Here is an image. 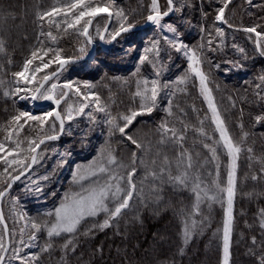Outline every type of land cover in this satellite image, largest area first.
<instances>
[{
    "label": "trees",
    "instance_id": "1",
    "mask_svg": "<svg viewBox=\"0 0 264 264\" xmlns=\"http://www.w3.org/2000/svg\"><path fill=\"white\" fill-rule=\"evenodd\" d=\"M174 2L177 7L181 2L188 6L179 12L175 11L170 23L180 33V41L196 51L200 60L199 67L208 77L213 102L233 141L242 149L238 158L233 198L229 264H260L264 257V228L261 227V220L264 219L261 211L264 210V123L255 124L254 117L264 114V82L259 79L264 75V56L259 54L260 48H264V37H257L255 33H248L243 29L256 27L257 32L264 33V0H251L250 3L249 0H235L225 11L228 24L215 20L217 9L222 7L221 0ZM63 3L64 0H0V17H5L7 9L14 11L13 18L0 19V28L4 20L10 25L14 24V27L24 21L33 32L29 37L22 36L19 40L14 35L9 36L8 43L4 41L5 52L0 53V81L3 82L0 84V142H5V151L0 153V157L9 160H23L28 157L25 161L27 168L33 156V152L26 150L28 141L35 140L39 143L48 136L59 135V121L51 117L45 124L39 125L33 121L25 123L22 119L19 123L23 127L19 128L12 122V117L19 112L28 111L33 115L43 116L49 109H30L29 102L18 101L17 95L5 96L4 93L17 86L35 90L37 82L45 73H52L57 69L58 64L52 63L49 68L37 73L36 81L32 84H15L13 73L22 70L25 59L30 57L38 40L44 42L45 49L51 47L62 50L60 54L63 58L80 60L86 56V39L78 32L83 21L77 28L65 31L66 25L62 22V16L38 19V13L48 11L54 6H63ZM92 3L101 7L110 5L109 8L113 11L112 29L104 39V43L109 42V46L104 45L107 48H103L100 41H91L98 47L95 56L91 60L76 63L77 69L70 74L67 75V68L59 74V81H56L57 97H60L62 85L71 81L83 94L93 93L99 100L95 97L86 113H75L73 106L71 113L74 112V117L71 120H67L66 106L64 105V110L60 109V115L64 119L62 136L41 148L33 170L3 198L2 212L11 241L5 264H21V260L11 259L14 255L12 249L16 247L21 249V257H30L33 254L39 256L31 264H223L227 193L221 189L227 187L231 168L229 160L228 163L225 162L228 157L222 161L218 159V149L223 153L225 149L214 143L219 135L211 119L208 101L200 92L199 77L190 71L191 62L183 54V50L176 51L166 44L155 24L144 30L126 33L111 45L109 34L115 27H120L121 22L125 26L134 24V27L146 24L147 16L151 14L147 10V0H92ZM166 5L167 1L164 0L161 9L167 8ZM117 10H122L127 20L122 21L117 17ZM49 19L54 23L49 24ZM102 19L104 17L98 18L96 22ZM56 23L60 24L59 28ZM216 28L223 30L222 37L216 33ZM42 31H51L56 40L41 36ZM162 31L170 39L174 38L173 33ZM153 39L160 40L155 68L148 61L140 64V57L145 55L144 49L150 46ZM257 40H260V48L257 47ZM80 48L84 49L82 53ZM52 55L50 52L44 57L45 62ZM147 55L149 61H152L155 54L149 52ZM230 62H236L240 66H233ZM39 63V60L33 61L30 69ZM92 63V67L87 66ZM157 78L161 85H169L160 92L157 109L150 115L137 116L126 129L145 149H150L144 152L145 166L141 167L139 158L142 150H138L136 145L107 121L111 117L129 114L132 110L138 111L141 97L135 95L137 81H149L148 85L141 83L143 90L145 87L151 88V81ZM181 78L185 79V83H178ZM86 83L91 87L85 88ZM257 84L261 87L257 88ZM24 95L27 94L24 92ZM66 101H73L78 107L77 110L86 104L85 99L73 89ZM169 104L172 115H168L166 111ZM100 107L105 110L100 111ZM162 121H167L170 128L175 127L178 133L184 134V149L191 153L194 163L201 166L193 171L199 172L201 188L206 190L207 196L203 197L199 213L195 216H191L195 197L190 190H180L164 184L163 191L157 193L153 191L150 177L141 185L145 172L158 168L163 155L166 154L170 160H174L180 150L178 147L158 144L160 133L157 127ZM118 122L122 126L123 122ZM52 123L56 124L54 131L50 128ZM241 124L243 128L240 127ZM184 125L188 127L185 129ZM201 127L213 139L206 140L196 131ZM142 132L146 135V138L143 137L145 140L142 137L141 140L138 135ZM244 132L249 133L246 139H242ZM16 140L23 141L21 149L24 150L9 155L8 152L14 148L13 141ZM204 143L216 147L215 159L203 147ZM249 148L252 149L251 152L247 151ZM102 150L111 151L125 165H131L132 154L136 153L137 172L133 181L138 190L143 186V200L137 199L134 194L130 207L112 220L110 227L103 230L93 229L87 237L79 235L75 252L69 251L65 255L60 250L65 239L63 236L49 241L46 232H40L36 234L35 244L29 241V235L32 234L31 222L35 220L42 223L50 219L43 213L54 211L66 194L80 191V184L73 179L74 174L77 180L81 175H87L93 161L99 163ZM157 151H160V157L156 156ZM153 159L157 161L156 165L152 164ZM5 167L6 164L0 160V190L6 188L12 177L18 174L13 170L18 165L8 167L7 172L4 171ZM173 173L175 174V168ZM120 174L125 173L121 170ZM36 185L43 189L42 193L37 194L32 190ZM158 196L162 198L157 199ZM104 218L103 213L94 219L89 218L81 225V233L91 223H102ZM185 219H188L190 229L191 221H196L187 242L184 240ZM0 237L6 243L1 222ZM253 237L256 238L255 244ZM20 239L36 248L32 249L27 244L20 245ZM49 242L53 244L52 249L42 252L41 248Z\"/></svg>",
    "mask_w": 264,
    "mask_h": 264
},
{
    "label": "snow or ice",
    "instance_id": "2",
    "mask_svg": "<svg viewBox=\"0 0 264 264\" xmlns=\"http://www.w3.org/2000/svg\"><path fill=\"white\" fill-rule=\"evenodd\" d=\"M251 0H249V3ZM222 7L217 9V14L215 17L216 21H219L224 24H228V21L225 19V10L228 8V5L232 3V0H221ZM186 5L184 2L180 3V6L177 7L174 0H167V8L164 11H161L159 7L158 0H151V14L147 16V20L153 22L155 25L160 26L163 29H167V31L174 34V38H169L167 36L162 37L166 44L170 45L176 51L183 50V54L189 58L191 61L189 68L192 73H194L197 77H199L200 82V92L205 96V99L208 101V107L211 110L212 116L211 119L215 124V130L219 134V140L214 141L216 145L223 147L227 154L231 157V170L228 173V186L226 189H221V191L227 192V208H226V219L224 222V234H223V252H224V260L223 264H229V234L231 231V225L233 220V198L235 193V171H236V160L238 158L239 153L242 151L241 147L236 144L231 135L228 132L227 126L225 125L224 120L221 118L219 111L216 105L213 102L212 98V89L208 87L207 80L208 77L197 65L200 64V60L197 57L196 51L191 50L187 47V45L183 44L180 41L179 36L180 33L177 29L171 24H161V21L164 17L168 16L173 11L179 12ZM108 6H99L92 3V0H64L63 6H54L50 10L38 13V19L44 20L46 18L54 17V16H62V22L66 25L65 31L68 29H75L78 25H81L83 21V25L78 29L80 35H83L87 38V41L90 43L92 37L89 35V26L92 24V20L101 13H107L109 17L113 15L112 12L109 11ZM115 15L121 20H127V17L123 13L122 10H117ZM206 15V14H205ZM6 17H0V19H5ZM49 24L54 23L52 19H49ZM57 28L60 27L59 23H56ZM135 25L134 24H125L121 22L119 30L110 33V37L112 40H115L116 37L120 36L123 32L130 31ZM232 27V25H228ZM42 27V25H41ZM248 33H255L257 37H264V33L257 32L256 27L245 28L243 29ZM107 31V29H105ZM216 33L219 36H223V30L220 28L215 29ZM97 32L99 29L97 28ZM41 36H46L51 40L55 41L56 37L52 35V32L49 31L47 33L41 32ZM103 39V36L100 37ZM4 40L0 38V53L5 52ZM211 41H209V44ZM257 47L260 48V40L256 41ZM62 50H54L51 47L45 49L44 42H37L34 50L31 51L30 57L26 58L23 65L22 70L13 73V77L15 79V84L19 85L23 82L24 85H30L33 81H36V73L42 72L44 69L50 67L52 63H57V69L52 73H45L40 81L37 82V86L35 90H32L27 87H14L10 92L6 91L4 93L5 96L17 95L21 92H25L27 95L20 96V99H31L35 100H50L54 101L57 106L61 103V99L68 95V91L73 89V82L68 81L64 83L60 89V97L58 98L55 90L57 89V83H52L49 87H45L49 80L53 78L59 79L60 72L64 69L65 65L71 62V57L63 58L61 56ZM79 51L82 53L84 51L83 48H80ZM240 52H244L243 49H239ZM52 53V57L45 62L44 57L48 56L49 53ZM154 52V57L152 61H149V57L147 53ZM160 52V40L153 39L150 42V46L144 49L145 55L140 57V64H144L146 61L152 64L155 68V61L159 57ZM259 54L264 56V48H260ZM39 60L40 63L35 67L30 69V66L33 65V61ZM233 63V66H240L236 62ZM217 67H219L217 65ZM139 71V68L137 69ZM31 72V75L29 73ZM157 77H159V72L156 73ZM261 82H264V75L259 77ZM3 82L0 81V84ZM126 83V81H125ZM141 83L144 85H148V80L137 81V91L135 93L136 96L141 97V104L139 106V110H132L129 114H121L119 117H111L107 122L116 129L122 136H124L128 141L132 144L136 145V148L141 151V157L139 158V165L141 167L145 166L144 161V152L150 149H145L143 145H141L133 136L126 132V129L132 125V123L136 120L137 116L140 115H150L153 111H155L158 107V97L160 92L164 88H168V84L161 85L159 78L151 81V88L145 87L141 90ZM178 83H185V79L181 78ZM85 88H90L91 85L85 84ZM257 88L261 87L260 84L256 85ZM75 92L77 94H81L80 88L76 87ZM84 99H88V96H84ZM96 100H99V97H96ZM87 105H83L78 109L77 114H80L84 111V108ZM100 111H104L103 107L99 108ZM168 115H172L171 104L166 109ZM55 117V120L59 121L60 131H63L64 119L61 117L58 111H49L45 113L43 116L33 115L31 112L22 111L17 115L12 117V122H15L19 128H22L19 122L23 119L25 123L28 121L37 122L39 125L45 124L49 118ZM67 119H73L71 114V110H67ZM122 121L123 124L118 122ZM255 124L264 123V114L258 115L254 117ZM183 123V122H182ZM201 121V125H202ZM188 125H184L186 129ZM243 128V125H240ZM50 128L54 131L56 129V124L52 123ZM157 131L160 133V139L158 144L161 146H173L178 147L180 150L177 152V155L174 160H170L168 156L165 154L162 157L161 163L158 168H153L145 172L144 178L141 181V185H143L144 180H147L149 177L153 181V191L160 193L163 191V185L169 184L174 188L180 190H190L194 197L195 201L192 205V213L191 216H195L199 213L200 204L203 197L207 196L206 190L201 188V176L198 171H193L194 168L201 167L198 164H195L192 158L191 153L184 149L183 141L185 136L183 133H178L175 127H169L167 121H162L158 127ZM201 136H203L206 140H211L212 137L208 136V134L204 131L203 127L196 129ZM11 133H9V136ZM249 133L244 132L242 139H246ZM58 137L55 135L48 136L47 139H57ZM8 137H6V140ZM45 141L41 139L39 143L35 140L28 141L27 151L36 152V150L40 147V144H43ZM14 148L8 152L9 155H12L13 152L23 151L21 149V144L23 141L16 140L13 141ZM203 147L207 148L209 152L212 154L213 159L216 158V147L204 143ZM5 151V142H0V153ZM247 151L251 152L252 149L249 148ZM160 151H157L156 156L160 157ZM28 157H25L23 160L20 159H7L6 157H0L6 167L4 169L7 172L8 167L13 165H18L19 167L13 169L17 171V175L12 177V182L15 180H19L20 176L24 174V171L27 170L25 165V161ZM37 162V157H31V163L35 164ZM157 161L153 159L152 164L156 165ZM137 156L136 153L132 154V162L131 165H125L123 162L119 161L117 157L111 152H104L102 150L101 159L99 163L93 161L92 165L88 168L87 175H81L79 180H77L76 174H74V181L80 184V191L74 192L71 194H66L61 204L55 208L54 211L43 213L44 216L49 217L50 219L43 221L42 223H38L33 220L30 224L32 229V234L29 235V241H35L37 239L36 234L40 232H46L47 238L49 241L54 237H65L63 244L61 245V251L65 253V255L71 251L75 252L77 247V238L79 235L89 236L93 229L103 230L107 227L111 226V221L118 218L121 213L130 207V201L133 200L134 194L137 199L143 200L144 189L143 186L137 189L136 183L133 181V177L137 172ZM173 168H175V174L173 173ZM23 169V171H21ZM79 170V166H78ZM121 170L124 171V175H121ZM255 178V177H254ZM47 179V177H45ZM83 181H88V184L85 185ZM7 183V182H6ZM11 188V183H7V187L0 190V199H2ZM35 193H42L43 189L36 185L34 189H32ZM161 196H158L157 199H161ZM211 199H215V197H211ZM262 214H264V210H261ZM101 213L104 214L105 218L102 223L95 222L91 223L85 230L81 233L80 228L81 225L88 221L89 218H96ZM3 216L0 213V221H2ZM196 221L193 219L191 221V229L195 228ZM184 240L187 242L191 237V229L189 227L188 219L184 221ZM27 227V226H26ZM261 227L264 228V219L261 220ZM6 228V226H5ZM253 243H256V238H252ZM20 245L27 244L28 247H32L33 245L28 243L27 241L20 239L18 241ZM53 247L51 242L46 243L42 248V252L50 251ZM9 248L5 246L3 237H0V264H5V255L7 254ZM14 255L11 259H19L21 260V264H31L32 261L38 260L39 256L33 254L32 256H24L21 257L19 252L20 248L16 247L12 249ZM64 259V257H62ZM260 264H264V257L261 258Z\"/></svg>",
    "mask_w": 264,
    "mask_h": 264
},
{
    "label": "rangeland",
    "instance_id": "3",
    "mask_svg": "<svg viewBox=\"0 0 264 264\" xmlns=\"http://www.w3.org/2000/svg\"><path fill=\"white\" fill-rule=\"evenodd\" d=\"M163 1L164 0H158V2H159V7H160V9H161V7H162V5H163ZM167 1V0H166ZM12 7H14V8H16V6H14V5H12ZM166 7H167V5H166ZM149 9V13H151V0H147V10ZM166 9V8H165ZM165 9H161V11H164ZM6 10V9H5ZM9 10V11H8ZM109 11L110 12H112L113 13V11L109 8ZM174 12L175 11H173L172 13H170L168 16H166V17H164L163 18V20L161 21V24L163 25V24H171L170 22V18L174 15ZM6 15H5V17H9V18H13L14 16H13V14H14V11H13V9H7L6 10V13H5ZM101 17H104V19H102L101 21H98V22H96L95 24H93V26H92V28H91V30H90V32H89V35L92 37V39H91V41H93L94 39H95V41H100V37H101V35L103 34V31L105 30V28H106V26H107V24H108V22H109V17H108V15H104V16H101ZM11 21H13L14 22V20H11ZM3 23L1 24L2 26H1V28H0V30H1V37H2V39L6 42V43H8V41H9V39H10V37L9 36H11V35H14L16 38H17V40H19L22 36H23V38H26V37H29V35H31L33 32L32 31H30V28H29V24H27V22H24V21H22L21 23H19L16 27H14V24L13 25H10V23H8V22H6V20H4V21H2ZM147 22H148V20H147ZM146 22V23H147ZM113 25V24H112ZM149 27V26H148ZM159 29V33L160 34H162V36H166V35H164V32L162 31V30H166L165 32H167L168 34H172L171 32H169V31H167V29H163V28H161L160 26H157ZM20 28L22 29L21 31H20ZM97 28L99 29V32H97ZM116 29L115 30H118L119 29V27L117 26V27H115ZM147 28V27H146ZM111 29H112V27H111ZM110 29V30H111ZM109 30V31H110ZM114 30V31H115ZM142 30H144V29H142ZM114 31H112L111 33H113ZM136 31H139V30H136ZM109 33V32H108ZM107 33V34H108ZM85 39H86V44H84V47L87 49V53H86V56H84V58H86L90 53H91V50H92V46H91V42L89 43L88 41H87V38L85 37ZM109 40H111V37H110V34H109ZM16 41V40H15ZM112 41V40H111ZM93 43V42H92ZM112 43V42H111ZM109 44V42H107V43H104V45L105 46H109L108 45ZM104 45L102 46L103 48H107V47H104ZM95 46H96V44H95ZM98 47H96V49H97ZM96 49H95V52H96ZM95 56V53H94V55H93V57ZM91 60V59H90ZM84 61H88V60H84ZM191 62V61H190ZM78 63V62H77ZM76 63H70L65 69L67 70V75L68 74H70L73 70H75V69H77V67L78 66H76L75 65ZM87 66H89V67H92L93 66V63L92 64H88ZM198 67H199V65H197ZM31 67V66H30ZM64 69V70H65ZM63 70V71H64ZM61 74V73H60ZM29 75H31V72L29 73ZM36 78H37V73H36ZM56 81H59V79L57 80V79H55V78H53L52 79V81H50L45 87L47 88V87H49L52 83H57V86H58V82H56ZM21 84V83H20ZM207 85H208V81H207ZM77 86L76 85H73V90L75 91V88H76ZM66 91H68V95H69V93H70V91L71 90H66ZM80 92L83 94V91L80 89ZM57 93H58V89H57V91H56V95H57ZM24 95V92H21V93H19V94H17V96L18 97H20V96H23ZM68 95L66 96V97H64V98H62L61 99V103L59 104V106H57L56 104H55V102L54 101H50V100H35V101H33V100H31V99H18V101H24V102H29L28 103V107L30 108V109H32V108H34V109H36V108H46L47 107V109H49L47 112H49V111H58L59 113H60V109L62 110L63 109V107H64V105L66 106V113H67V110H72L73 109V106L75 107V113L76 112H78V110H77V108L78 107H76L75 105H74V102L73 101H68L69 103H67V97H68ZM81 95V94H80ZM82 96V98L84 99V96H88V99H85V101H86V104L85 105H87V107H85L84 108V111L83 112H87L88 111V108L90 109V106H91V104H92V100L96 97V95L95 94H93V93H86V94H83V95H81ZM95 100V99H94ZM64 110V109H63ZM210 110V109H209ZM46 112V113H47ZM210 113H211V110H210ZM72 114V113H71ZM72 116L74 117V112H73V114H72ZM211 116H212V113H211ZM67 120H69V119H67ZM63 128H64V126H63ZM218 133V132H217ZM138 135H140V138L142 137H145L146 138V135L142 132V133H138ZM219 135V134H218ZM142 138H141V140H142ZM144 139V138H143ZM213 139V138H212ZM55 140H57V139H55ZM55 140H53V141H55ZM145 140V139H144ZM217 140H219V136H217L216 138H215V140L214 141H217ZM51 142V141H50ZM229 158V159H227L225 162L226 163H228L227 161L229 160V165H230V168H231V163H232V160H231V157L227 154V152H226V150H225V152L223 153V152H221L219 149H218V159L220 160V161H222L223 160V158ZM225 158V159H226ZM238 158H239V155H238ZM238 158H237V160H236V171H235V191H236V177H237V165H238ZM218 162V161H217ZM231 170V169H230ZM79 171H81V170H79ZM219 172V171H218ZM85 185H87L88 184V182L87 183H84ZM227 186H228V183H227ZM227 188V187H226ZM225 188V189H226ZM224 193H227L226 191H224ZM158 209V208H157ZM124 212V211H123ZM122 212V213H123ZM121 213V214H122ZM231 233V232H230ZM6 242V241H5ZM37 241L35 240V241H33V243L35 244ZM229 244H230V234H229ZM10 245H11V241H10ZM5 246H6V243H5ZM11 247V246H10ZM34 248H36V247H34V246H32V249H34ZM10 250V249H9ZM9 253V252H8ZM7 257V256H6ZM6 259V258H5Z\"/></svg>",
    "mask_w": 264,
    "mask_h": 264
},
{
    "label": "water",
    "instance_id": "4",
    "mask_svg": "<svg viewBox=\"0 0 264 264\" xmlns=\"http://www.w3.org/2000/svg\"><path fill=\"white\" fill-rule=\"evenodd\" d=\"M234 1H235V0H232V3H233ZM232 3H230V4L228 5V7H229ZM227 9H228V8H227ZM227 9H226V10H227ZM226 10H225V11H226ZM104 15H108V14H107V13H101V14H99L98 16H96V17L92 20V24L89 26V32H90V30H91L93 24L96 22V20H97L98 18H100L101 16H104ZM113 18H114L113 15H112L111 17H109V22H108V24H107V26H106V28H105V29H107V31L104 30V31H103V34L101 35V36H103V39H100V44H101V45H104V39H105L107 33L109 32V30H110L111 27H112V24H113ZM153 24H154L153 22L148 21V22H147L146 24H144L143 26L133 27L130 31H128V32H123V33H121L120 36L116 37L115 40H112L111 45H112V44H113V43H114L119 37H121L122 35H124V34H126V33H129V32H132V31L145 29L146 27L151 26V25H153ZM91 44H92V50H91V53H90L86 58H83V59H80V60L72 59L71 62H69V63H67V64L65 65L64 69H65L70 63H77V62H80V61H84V60H90V59H92V58H93V55H94V53H95L96 46H95V44L92 43V42H91ZM64 69H63V70H64ZM63 70H62V71H63ZM62 71H61V72H62ZM61 72H60V73H61ZM50 81H51V80H49L48 83H49ZM48 83H47V84H48ZM47 84H46V85H47ZM46 85H45V86H46ZM63 132H64V128H63V131H60L59 135H57V137H58L57 139H59V138L62 136ZM43 140H44L45 142H44L43 144H40V147L36 150V152L33 153V156H36L37 158H38V155H39V152H40L41 148H42L46 143H48V142H50V141H53V140H55V139L49 140V139H47V138H44ZM35 164H36V163H35ZM35 164L30 163V166L27 168L26 171H24V174L20 176V179H19V180H15L14 182L11 181V188L8 190L7 194L12 190V188H13V187H14V186H15V185H16V184H17L22 178H24L26 175H28V174L33 170V168L35 167ZM7 194H6V195H7ZM6 195H5V196H6ZM5 196H4V197H5ZM4 197H3V198H4ZM3 198L0 199V213H2V216H3V219H2V221H0V222H1L2 227H3V229H4V232H5L6 247H8V248L10 249V235H9V228H8V225H7L6 221H5V218H4V215H3V212H2V201H3ZM5 226H6V228H5ZM8 252H9V250H8ZM8 252H7V254L5 255V258H6V256L8 255Z\"/></svg>",
    "mask_w": 264,
    "mask_h": 264
}]
</instances>
